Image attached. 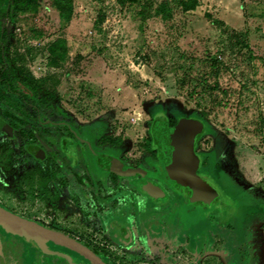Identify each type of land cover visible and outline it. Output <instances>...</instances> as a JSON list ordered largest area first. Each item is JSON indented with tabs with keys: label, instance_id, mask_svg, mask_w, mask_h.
Masks as SVG:
<instances>
[{
	"label": "rangeland",
	"instance_id": "374dc122",
	"mask_svg": "<svg viewBox=\"0 0 264 264\" xmlns=\"http://www.w3.org/2000/svg\"><path fill=\"white\" fill-rule=\"evenodd\" d=\"M6 9L8 0H0L6 32L0 70L11 85L0 82V122L13 124L15 135L0 129L4 209L33 217L26 202L33 208L36 202L55 208L53 193L61 185L54 179V172L59 173L54 159L44 163L54 173L45 197L28 190L24 177L34 161L25 146L42 138L48 151L55 152L54 136H67L57 124L88 139L90 147L75 153L80 157L77 169L90 178L83 168L88 162L95 182L105 183L116 196L119 185L133 184L135 178L108 185L93 156L108 152L125 166L150 168L142 157L150 153L155 118L172 123L193 118L205 126L196 150L203 170L235 203L222 208L234 214L221 215L241 222L249 214L264 234V0H17L14 16L4 15ZM31 80L34 89L21 83L30 85ZM126 196L118 209L105 213L95 203L93 217L42 224L73 235L108 263L159 264L165 253L140 254L136 239L134 249H125L124 240L111 236L112 218L98 216L126 212L122 225H132L136 216L149 220L157 215L145 197L135 205L136 194ZM215 208L198 205L195 212ZM165 212L168 208L160 213ZM4 231L0 229L5 251L0 264L8 256L12 264H60V259L49 262L60 252L69 264L79 260L53 245L46 249L42 243L39 249L23 244Z\"/></svg>",
	"mask_w": 264,
	"mask_h": 264
},
{
	"label": "flooded vegetation",
	"instance_id": "af4514ba",
	"mask_svg": "<svg viewBox=\"0 0 264 264\" xmlns=\"http://www.w3.org/2000/svg\"><path fill=\"white\" fill-rule=\"evenodd\" d=\"M185 120H193V122L197 123L198 135L196 137V141L194 144V154L197 157L196 165L198 164L196 167V175L202 181H208L209 183L214 185L217 189H219L216 182L213 179H211V177L207 173H204L203 168H202L203 158L200 155H198V153L196 151L198 144L200 143V138H202V136L205 134V126L201 121H199L197 119H193V118H188V119H182L180 121H176V122L172 123L170 120L166 119L165 117H162V118L158 117V118H155V120L152 122L151 135H152V128L157 122L165 123L166 126L170 130H172L179 122H182ZM56 127L58 128L59 132H64L63 134H67V136H58L59 134L54 136V139H55L54 146H55V150H56L55 152H53L52 150L48 151L49 146L45 145V142L42 141V138L40 141L34 140V143H29L25 146L26 154L28 156H30L34 161H33L32 165H30L28 167L27 173L25 174L24 178L28 182V187H29L28 190H33V189L37 190L39 193L34 194L35 196L45 197L47 192H48L47 190L50 187V185H49L50 180L53 179V174L55 173L54 179L58 180L60 182L61 188L56 189V191H54L53 194L56 193V196L58 199L57 200L58 203H56V204L58 205V208L60 211H62V208L60 205H61V202H63V200H64L62 198V196H63V191L65 188L66 189L68 188L69 198H70V200H72V202L74 204L73 210H75L82 217H89V216L93 217L94 215H96V213H95L96 211H94L95 203L100 204L101 207H103L102 212H105V213L108 212L109 210H112V209H118L117 207L124 200H126L125 196L127 195L128 197H130V196H132V193H133V195L136 194L135 201H136V199L142 200V198L145 197L150 204L159 206V205L164 204L167 201V199L169 197L168 192L170 191V195L175 194L176 196L181 197L182 202L184 203L183 204V213H184V209H185V211L188 210L189 212L187 214L189 215V213H190L189 216H191V214L194 215L196 207L198 205H200L198 203L195 205H189L188 208H186L185 203L187 201V197L185 196V192H184L182 186L178 183L169 182L165 178V175H164L163 169H162L161 157L159 156L158 147L156 145V142L154 140L153 135L151 138V142L149 144L150 153L149 154L147 153L148 156H146V158H150V161L148 164L152 165V167H153L152 169L144 168L141 164H138L136 166H131V165L125 166L124 165L125 162L122 159H120L117 156L113 155L112 153H108V152L96 154V156H93V159H92L93 164L99 169V171L101 172V175L105 176V179L108 182V185H109V183H111L113 181H119V184H122V181H124V179H126V178H135L133 184L128 185L125 183L122 187H121V185H119L120 189L116 188V190L114 191L116 193V196H111V193L109 194L111 189L108 192L109 186L107 187V190H106L105 183L103 185L100 180H99L100 184L98 182H95L94 176L91 174L90 166H89L88 162L85 164L86 166L83 165V168H84L85 173L90 174L89 175L90 178H83L82 177L83 175L80 174L82 171L78 170L79 169L78 167L80 164V157L78 155H76L75 153H77L76 152L77 149H81L84 152L85 147H88V146L90 147L89 141L78 136V135H76L74 132H73V135L70 134L69 130H71V128L67 124H57ZM5 128L7 130H5ZM0 129L3 130V132H5L10 137L15 136L13 124H4L3 122H0ZM8 129H10V132H8ZM37 138L40 139L39 136H37ZM30 147L37 148L38 150H40L42 152V155L39 157L36 154L32 153L29 150ZM35 152H38V151H35ZM48 158H52V160L54 159V162L57 166V169L59 170V173L58 172L53 173L52 169H47L46 165L44 166V163L46 162V160ZM134 161H138V159L136 158ZM127 171H136V174L125 175L123 172H127ZM64 178H67V180H69V184L63 183ZM142 184H146L150 188L151 187L153 188L154 185H157L159 188H161L163 190V192L165 193V197L161 200H159V199L154 200V199L148 197V195L142 190V187H141ZM122 193H123V196H122ZM32 196H33V194H31V192H29V194L26 195L27 198H31ZM36 201H38V200L36 199ZM28 202H29V200H28ZM224 202L230 203V200L225 198ZM129 203H133V202H129ZM26 204H29V203L26 202ZM30 204H32V203H30ZM133 204L138 205V202L136 201V203H133ZM215 204L216 205H214V207H217L218 206V200ZM0 207H2V206L0 205ZM203 208H205V207H203ZM5 209H7V208H5ZM137 211H138V209H136L134 212V213H136V215H137ZM204 211H205V209H204ZM120 212H121V209H119V213ZM14 214L18 215L16 213H14ZM18 216H20V215H18ZM98 216H101L102 218L111 217L109 215V213L98 215ZM20 217L25 218L27 220H31L28 217H24V216H20ZM126 218H127L126 212H123L122 214H119L118 217H115V218L112 217L111 221H113V223H115V222L119 223L120 222L122 224V223H125ZM136 218H137V216H136ZM31 221H33V220H31ZM34 222L44 226L45 228L60 232L64 235H67V236L73 238V239H76L78 242H80L83 245H85L86 247H88L85 243L81 242L80 240L75 238L73 235H71L69 233H65L64 231H62L61 228H55L52 226L44 225V224H42V222H37V221H34ZM117 225H119V224H117ZM123 225L117 226L115 228V229L119 228L116 235H117V237L119 236L118 238L126 240L127 239V233H126L127 230H126V227ZM113 227H114V224H113ZM0 229L2 232L4 231V229L1 226H0ZM4 232L8 235L16 236L17 238L20 237L16 234H13V233H8L6 231H4ZM19 239H20V241H22L23 244H26V245L30 244V243L28 244V242L21 237ZM42 243H44L46 249H50L53 246L59 248V250L64 249L65 251H68L67 254H70L71 256H74L76 258H79V260H82L81 264H89V262L87 260H85L83 257H81L77 253H75V252H73V251H71V250H69L63 246L52 243L50 241H42ZM34 247L40 249V247H37V246H34ZM89 249L91 251H93L98 256V254L94 250H92L91 248H89ZM140 249H141V252L146 250V248L143 244H141ZM62 253H64V252H62ZM62 253L61 252L56 253L53 257H49L50 258L49 260L53 262V258H54L55 259L54 262H57V260L60 259L61 260L60 264H67L68 263L67 259H66V257H64L62 255ZM4 254H5V251L0 249V257H4L5 256ZM9 257L10 256H8V258ZM79 260L76 259L74 262H73V260H71V263L80 264ZM102 260L106 264H111L110 261H109L110 263H108L104 259H102ZM5 261H7V262H5L7 264L8 259L5 258ZM8 264H12V263L10 262ZM159 264H164V263H159Z\"/></svg>",
	"mask_w": 264,
	"mask_h": 264
},
{
	"label": "crops",
	"instance_id": "0c3cea01",
	"mask_svg": "<svg viewBox=\"0 0 264 264\" xmlns=\"http://www.w3.org/2000/svg\"><path fill=\"white\" fill-rule=\"evenodd\" d=\"M69 131L73 135L72 129ZM82 138L88 140L84 136ZM142 159H145L150 169L153 168L152 165L148 164L150 158L142 157ZM204 173L207 172L204 171ZM208 175L211 179H215L210 174ZM214 181L223 198L230 200V203H225L230 207L235 206V203L226 195L216 179ZM168 194L169 197L164 204L151 206L152 209L157 210V215L154 218H150L149 220L129 219L132 225H123L127 230V239L124 240V243H126L124 245L125 249H134L133 240L135 241L136 239L140 254H142L140 246L143 244L146 251H151L150 253H165L164 256H161V260L167 261V264H264V237H262L264 234L256 229L251 215L247 214L246 218L241 222L236 217L233 221V218L229 219L221 215V213L225 212L229 214L230 211L223 210L218 204L215 210L203 211L204 213L194 212V215L191 214L189 216L190 213L189 215L187 214L188 210L185 211L184 209L183 213L184 203L181 197L175 194L170 195V191ZM62 198L64 199L60 205L62 211L59 210L57 204H50L55 207L51 209V206L48 205L49 203L36 202L34 206H37V209L33 208V204H27L31 208L28 212L33 217H24L42 223L53 222V220L72 222L71 218L72 220H78L81 215L73 210L74 204L69 198L68 188L64 189ZM165 208H168V213L161 214L160 212H163ZM146 209L143 211H146ZM9 211L15 213L12 210ZM42 211L44 213H41ZM174 214L177 217L175 218L174 225H172V216ZM230 214L234 213L230 212ZM40 215L41 217H39ZM104 218L109 221L112 217ZM154 219L160 221L154 222ZM158 224H161L160 227L157 226ZM116 225L120 226L122 224L120 222L113 223V221H109L110 233H112L110 235L117 239L116 233L119 228L114 229L117 227ZM133 228L136 229L137 233L140 232V235L137 236L136 234L135 236ZM118 239L123 240L121 238ZM161 260H159V263H162ZM11 261L12 259L9 257L8 263Z\"/></svg>",
	"mask_w": 264,
	"mask_h": 264
},
{
	"label": "water",
	"instance_id": "95a60500",
	"mask_svg": "<svg viewBox=\"0 0 264 264\" xmlns=\"http://www.w3.org/2000/svg\"><path fill=\"white\" fill-rule=\"evenodd\" d=\"M5 130H7L5 128ZM10 132V129H8ZM152 135L158 147L161 157L162 169L165 178L169 182L182 186L187 197L186 208L189 205L200 204L205 208H213L218 200L222 208L228 205L214 185L208 181H202L196 175L197 157L194 154V144L198 135L197 123L193 120L179 122L172 130L165 123L157 122L152 128ZM29 150L41 156L42 152L35 147ZM38 151V152H35ZM125 175L136 174V171L123 172ZM142 190L152 199H163L165 193L157 185L153 188L142 184ZM0 226L7 231L16 234L33 246L40 247L42 241L63 246L87 260L90 264H106L88 247L67 235L45 228L44 226L0 207Z\"/></svg>",
	"mask_w": 264,
	"mask_h": 264
},
{
	"label": "trees",
	"instance_id": "16d2710c",
	"mask_svg": "<svg viewBox=\"0 0 264 264\" xmlns=\"http://www.w3.org/2000/svg\"><path fill=\"white\" fill-rule=\"evenodd\" d=\"M8 7H9V9H6L5 10V12H4V15H6V16H8L9 17V15L10 14H12L13 16H14V13H15V11H16V9H17V0H8ZM191 8H189L188 10H190ZM11 15V16H12ZM5 28H4V26H3V22H2V20H1V14H0V55H1V52L2 51H4V48H5V46L3 45V44H5ZM5 73L6 72H4V71H2V70H0V82H3V83H6V85L7 86H11L10 84H9V82L8 81H10V80H5ZM15 77H12L11 78V80L12 79H14ZM31 82V84L30 85H27L28 83L26 82V81H22L21 83H23L24 85H26V86H29V87H31L32 89H34V87H36L35 86V81L34 80H31L30 81ZM159 118H162V117H159ZM200 124V123H199ZM200 129V128H199ZM198 163V162H197ZM198 165V164H197ZM197 165H196V167H197Z\"/></svg>",
	"mask_w": 264,
	"mask_h": 264
},
{
	"label": "bare ground",
	"instance_id": "6f19581e",
	"mask_svg": "<svg viewBox=\"0 0 264 264\" xmlns=\"http://www.w3.org/2000/svg\"><path fill=\"white\" fill-rule=\"evenodd\" d=\"M8 264V263H7ZM19 264V263H18Z\"/></svg>",
	"mask_w": 264,
	"mask_h": 264
}]
</instances>
